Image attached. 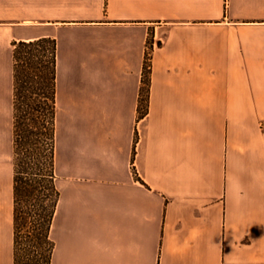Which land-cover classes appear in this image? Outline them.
Listing matches in <instances>:
<instances>
[{
    "label": "crops",
    "instance_id": "crops-1",
    "mask_svg": "<svg viewBox=\"0 0 264 264\" xmlns=\"http://www.w3.org/2000/svg\"><path fill=\"white\" fill-rule=\"evenodd\" d=\"M39 37L56 41L50 264H264V0H0V264L12 42Z\"/></svg>",
    "mask_w": 264,
    "mask_h": 264
},
{
    "label": "trees",
    "instance_id": "trees-1",
    "mask_svg": "<svg viewBox=\"0 0 264 264\" xmlns=\"http://www.w3.org/2000/svg\"><path fill=\"white\" fill-rule=\"evenodd\" d=\"M12 46L13 264H50L54 243L49 229L59 196L54 174L56 41L39 37ZM149 61L146 55L140 116L147 109Z\"/></svg>",
    "mask_w": 264,
    "mask_h": 264
},
{
    "label": "built area",
    "instance_id": "built-area-1",
    "mask_svg": "<svg viewBox=\"0 0 264 264\" xmlns=\"http://www.w3.org/2000/svg\"><path fill=\"white\" fill-rule=\"evenodd\" d=\"M260 127L264 128V121L261 122Z\"/></svg>",
    "mask_w": 264,
    "mask_h": 264
},
{
    "label": "rangeland",
    "instance_id": "rangeland-1",
    "mask_svg": "<svg viewBox=\"0 0 264 264\" xmlns=\"http://www.w3.org/2000/svg\"><path fill=\"white\" fill-rule=\"evenodd\" d=\"M149 64H150V61H149ZM261 124V123H260ZM26 252H27V249H26ZM28 253H30L31 254V252H28Z\"/></svg>",
    "mask_w": 264,
    "mask_h": 264
}]
</instances>
